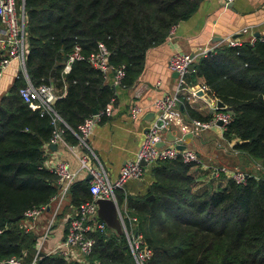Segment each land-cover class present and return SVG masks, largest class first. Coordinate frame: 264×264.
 Segmentation results:
<instances>
[{
    "label": "trees",
    "instance_id": "obj_1",
    "mask_svg": "<svg viewBox=\"0 0 264 264\" xmlns=\"http://www.w3.org/2000/svg\"><path fill=\"white\" fill-rule=\"evenodd\" d=\"M200 1L16 0L24 8L28 78L54 87L64 141L77 144L78 126L115 97L87 61L73 62L64 72L74 46L87 57L103 43L110 65L124 70L120 86L132 87L148 51L164 44L170 29L189 19ZM195 65L191 74L203 79L207 96L231 115L224 139L261 171L246 174L243 184L228 177L224 185H199L192 164L163 161L151 168L153 182L145 194L119 192L118 203L126 201V214L136 218V231L151 250L144 264H264V38L220 46ZM24 85L19 76L0 98V261L14 257L31 264L37 255V264H136L124 233L107 227L89 234L94 245L85 260L39 256L38 236L25 231L24 212L47 205L58 192L56 175L43 167L56 127L49 114L22 100L18 91ZM183 103L189 119H208ZM68 196L78 210L92 199L89 182L73 183Z\"/></svg>",
    "mask_w": 264,
    "mask_h": 264
},
{
    "label": "crops",
    "instance_id": "obj_2",
    "mask_svg": "<svg viewBox=\"0 0 264 264\" xmlns=\"http://www.w3.org/2000/svg\"><path fill=\"white\" fill-rule=\"evenodd\" d=\"M22 7L21 4L18 8L19 13L22 12ZM256 34L260 35L259 38H264V0H234L227 6L221 0H201L195 13L186 21L177 24L172 37L161 46L148 51L145 70L132 87H113L110 76L107 82L112 85L115 92L113 110L110 116L101 119L94 127L87 147L78 146V142L73 145L66 141L65 144L60 142L56 144L55 149L46 145L43 167L52 171L56 164L65 162L71 171L77 172L73 183L83 180L89 182L87 178L90 174L81 169V161L85 158L86 165L104 170L110 181L115 180L121 166L135 158L145 134L154 126L153 101L162 95L173 94L179 88L178 78L172 76L173 72L168 67L172 54L180 52L193 55L196 63L205 50L209 53L220 46H230V42L234 41L240 45L250 43ZM192 72L184 76L180 86L182 90L178 106L186 123L190 119L184 111L183 101H186L202 118L208 119L213 113L214 105V100L206 94L203 79L193 76ZM22 73L18 62L14 61L9 65L0 78V98L8 93L19 76H24ZM194 91L197 97L188 102L187 96ZM134 106L143 107L145 113L138 118H132L131 110ZM151 113H154L153 118L146 119L145 116ZM192 137L182 134L176 125H171L162 132L164 145H171L176 138H180L181 146L198 154L200 164L193 166L191 171L199 185L209 183L214 186L220 183L224 185L230 174L228 172L220 174L216 171L217 167H225L224 156L240 158L244 155L239 152L234 154L228 148V144L232 143L224 139L219 126L201 132L198 137ZM249 162L252 163L251 160ZM153 166L155 165L145 168L142 179L128 180L124 188L117 190L116 200L119 192L124 195L145 194L147 187L153 182L151 175ZM116 202L120 213L128 215L126 201L121 204L118 200ZM52 206L53 204L34 222L31 232L38 236V241L50 221ZM76 211L67 194L40 250L43 254H51L63 243L66 227Z\"/></svg>",
    "mask_w": 264,
    "mask_h": 264
},
{
    "label": "built area",
    "instance_id": "obj_3",
    "mask_svg": "<svg viewBox=\"0 0 264 264\" xmlns=\"http://www.w3.org/2000/svg\"><path fill=\"white\" fill-rule=\"evenodd\" d=\"M225 6L232 4L234 0H221ZM176 26L170 29L169 37L175 33ZM257 38L253 37L250 43L255 42ZM262 40V39H261ZM230 46H240L238 42H230ZM28 53V40L25 32L24 10L19 13L16 0H0V78L9 65L16 61L21 67L24 75L25 85L18 91L22 100L32 110H39L42 114L47 113L51 116L52 124L56 127L48 145H56L59 142L65 144L61 135L58 124L62 122L61 118L53 109L54 101L57 96L52 85L40 84L34 85L28 78L26 72V57ZM205 50L202 56L207 55ZM76 61H87L95 69L99 70L107 82L111 76L113 87L120 86L124 77L122 67L114 68L109 63V51L103 43H99L97 50L84 56L79 45H75L72 52L68 55L64 72L66 73L71 64ZM194 62V57L186 53L176 52L169 59L168 67L171 72L178 74L179 88L173 94H165L153 101V111L155 113L154 126L147 132L138 148L136 156L133 160L125 162L119 171L118 177L110 181L104 170L92 168L85 163V158L81 161V169H84L91 175L89 181V192L92 199L80 205L75 216L70 219L65 232L63 243L52 251L70 260H82L88 257L93 249L94 240L89 236L96 230H104L106 224L97 217L98 199H108L116 202L115 193L125 187L128 180L142 179L145 168L163 161L181 160L184 164H200V158L194 151L183 149L178 150L176 147L181 144L182 139H175L171 145H164L162 142V132L167 130L171 125L179 127L182 134H191L198 137L199 134L212 127L219 126L224 132L227 125L231 122V115L221 111L214 100L213 113L211 117L205 121L198 119H190L188 123L184 122V117L179 109L181 84L184 76L189 72L188 66ZM197 97V93L191 92L187 96V101ZM115 103V97L111 98L106 106L97 111L96 115L91 114L78 126V146L87 147V142L92 134L94 127L104 117L110 116ZM144 108L134 106L131 110L132 118H138L144 114ZM232 145L228 144L234 154H238L233 150ZM140 162L146 165L142 166ZM217 172L229 173L232 180L237 184H243L246 181V174L237 170H229L227 167H217ZM52 172L57 177L58 192L53 196L47 205L33 207L24 212L25 231L30 232L36 219L47 209L51 210L50 221L42 233L38 241L39 252L47 239L49 232L57 218L58 212L62 207L63 200L68 194L70 186L77 177V172L69 169L65 162L55 165ZM117 203V202H116ZM121 224L123 225V233L127 239L129 249L134 257L136 264H144L151 256V250L143 244L141 235L132 229L136 224V218L129 215L119 213ZM0 264H22L17 258H9L6 261H0ZM31 264H37V255Z\"/></svg>",
    "mask_w": 264,
    "mask_h": 264
},
{
    "label": "water",
    "instance_id": "obj_4",
    "mask_svg": "<svg viewBox=\"0 0 264 264\" xmlns=\"http://www.w3.org/2000/svg\"><path fill=\"white\" fill-rule=\"evenodd\" d=\"M255 37L259 38L260 35L256 34ZM191 57H194V56L191 55ZM195 66H196L195 63L190 64L188 66V71L189 72L194 71ZM52 74H53V71H52ZM172 76L174 78H178V74L176 72H173ZM54 103H55V101H54ZM217 105H218V107L220 109L224 108V105L221 102L217 101ZM92 114L96 115L97 114V110L93 109L92 110ZM153 116H154V113H151V114H147L145 117H146V119H149V118L152 119ZM218 125L220 126L221 122H218ZM50 147L52 149H55L56 145H51ZM176 148L178 150H183L184 146L178 145ZM140 164L142 166L146 165L144 162H140ZM90 179H91V175L88 176L87 180H90ZM148 199H153V197L150 196V197H148ZM96 203H97V206H98V208H97V217L106 224L108 229L112 230L113 232H115L118 235L123 234V229H122L121 221H120V217H119L120 211H119V207H118L117 203L114 202L113 200H108V199H98L96 201ZM18 219H19V217L13 219V221H16ZM42 255H43V253L41 252L39 254V256H42Z\"/></svg>",
    "mask_w": 264,
    "mask_h": 264
},
{
    "label": "rangeland",
    "instance_id": "obj_5",
    "mask_svg": "<svg viewBox=\"0 0 264 264\" xmlns=\"http://www.w3.org/2000/svg\"><path fill=\"white\" fill-rule=\"evenodd\" d=\"M22 6H23V4H22ZM23 10H24V8H23ZM187 135H191V134H187ZM191 136H193V135H191ZM244 156L240 157V158H237V157L233 158L232 156L225 155L224 157H225L226 162H224L223 164L228 169H234L235 168V169H237V170H239V171H241V172H243L245 174H257V172L261 171L260 165L254 163V161H252V163H250L249 162L250 159L247 160ZM192 165L193 166H198L199 164H192ZM191 170H192V168H191ZM216 185H219V184H216ZM121 226H122V229H123V225L122 224H121ZM136 228H137L136 224H134L132 226V229L136 231ZM45 245H46V243H45ZM86 258H84L82 260H85Z\"/></svg>",
    "mask_w": 264,
    "mask_h": 264
}]
</instances>
